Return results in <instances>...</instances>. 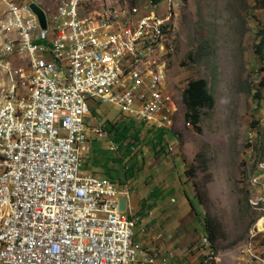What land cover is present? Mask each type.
I'll list each match as a JSON object with an SVG mask.
<instances>
[{
	"label": "built area",
	"instance_id": "built-area-1",
	"mask_svg": "<svg viewBox=\"0 0 264 264\" xmlns=\"http://www.w3.org/2000/svg\"><path fill=\"white\" fill-rule=\"evenodd\" d=\"M156 6H137L135 38H127L118 30L126 11L96 0H0V43L13 36L10 52L34 53L24 73L26 100L14 104L9 96L0 104V187L12 192L0 264H172L176 252L152 246L161 234L135 231L126 189L82 169L88 134L106 132L85 120L96 100L167 129L161 38L148 34L151 21L159 29L166 22ZM146 39H155V52H143ZM197 247L203 256L195 264L217 260L207 235Z\"/></svg>",
	"mask_w": 264,
	"mask_h": 264
},
{
	"label": "rangeland",
	"instance_id": "rangeland-1",
	"mask_svg": "<svg viewBox=\"0 0 264 264\" xmlns=\"http://www.w3.org/2000/svg\"><path fill=\"white\" fill-rule=\"evenodd\" d=\"M106 1L121 6L129 18H134L137 6L153 2L166 20L162 29L168 48L160 62L165 63L161 90L167 129L158 133L155 124L137 122L118 107L96 100L85 120L89 128L103 124L106 132L102 137L88 134L83 171L126 189L135 231L153 227L178 257L200 253L197 245L206 233L207 217L217 231L211 244L218 260L210 264H264V169L257 167L264 159V102L251 98L254 89L260 90L257 79L252 89L249 85L248 91L241 90L245 76H257L264 67V49L255 53L264 34L263 4L96 0L101 6ZM3 57L0 104L25 93V60L14 52ZM5 60L12 65L9 71ZM199 77L207 80L215 98L212 108L201 110V132L186 117L183 89L177 86L180 80Z\"/></svg>",
	"mask_w": 264,
	"mask_h": 264
},
{
	"label": "bare ground",
	"instance_id": "bare-ground-1",
	"mask_svg": "<svg viewBox=\"0 0 264 264\" xmlns=\"http://www.w3.org/2000/svg\"><path fill=\"white\" fill-rule=\"evenodd\" d=\"M106 7H117L118 10H121V6L114 4L111 1H106ZM105 2V3H106ZM104 3V4H105ZM116 3V2H115ZM161 20H163L161 18ZM118 30L126 31L127 38H135L136 33V16L134 18L126 17V21L118 22ZM148 34L156 37H160V56L164 54L168 48L167 39L164 37L163 29H159V21H151V27H148ZM13 43V36H5L0 43V56L3 57L5 53L11 54V45ZM143 52H155V39H146V45H143ZM22 58L25 60L26 65L28 63H34V53H20ZM124 55L134 56L133 47H124ZM4 59V57H3ZM3 59H0V64L3 63ZM165 63L163 59L160 62V65L157 66V75L158 79L162 81L164 78ZM5 71H9V68H6ZM26 100V92L20 97H14V104H22ZM2 104V103H1ZM166 110H165V121L167 120V102L165 101ZM13 107L5 108V115H12ZM0 199L2 200L0 204V227H3V221L9 216L10 201H12V192L8 191L6 187H0ZM218 260V256L216 255Z\"/></svg>",
	"mask_w": 264,
	"mask_h": 264
},
{
	"label": "trees",
	"instance_id": "trees-1",
	"mask_svg": "<svg viewBox=\"0 0 264 264\" xmlns=\"http://www.w3.org/2000/svg\"><path fill=\"white\" fill-rule=\"evenodd\" d=\"M258 1L261 2L264 6V0ZM260 43L261 44L256 45L257 51H261V46L264 45V34L260 38ZM188 55L192 60L193 58L191 57V53H189ZM183 102L188 110V112L186 113V117L191 121L193 125H195L197 132H201L202 128L201 126H199L202 115L201 110L203 107L212 108L215 103V98L213 97L211 90L209 91L208 89L207 80L201 77L190 79L188 78L187 84L183 89ZM161 132L162 130L158 131V133ZM200 201H202V199H200ZM203 227L206 232L205 235H207L210 241L213 242L216 237L217 231L210 226V221L207 217H205L204 219Z\"/></svg>",
	"mask_w": 264,
	"mask_h": 264
},
{
	"label": "clouds",
	"instance_id": "clouds-1",
	"mask_svg": "<svg viewBox=\"0 0 264 264\" xmlns=\"http://www.w3.org/2000/svg\"><path fill=\"white\" fill-rule=\"evenodd\" d=\"M261 38V37H260ZM258 44H261L260 43V41L258 42ZM257 45V44H256ZM264 49V45H262L261 46V51ZM261 51H257L256 50V47H255V53H259V52H261ZM253 79H257V81H258V86L260 87V90H258V89H254V91L252 92V96H251V98H253L254 100H261V101H263L264 102V94H263V89H264V67H261L260 68V74L259 75H257V76H250V75H246L245 76V78H244V85H241V90L243 91V90H245V91H248L249 90V85H250V89H252L251 87H252V85H253V83H252V80ZM176 80V79H175ZM176 82V81H175ZM180 83H182V84H180ZM186 86V84H187V80H180V82H177V86L179 87V88H181V89H184V85ZM181 92H183V91H181ZM244 92V91H243ZM263 115H264V112H263ZM190 123H191V121H190ZM191 125H193L192 123H191ZM257 134V133H256ZM256 137H258L259 138V135H256ZM263 154H264V152H263ZM257 167L259 166V164L260 163H264V159L262 160H259V161H257ZM260 169H264V167L263 168H260ZM216 262H217V260H216Z\"/></svg>",
	"mask_w": 264,
	"mask_h": 264
},
{
	"label": "crops",
	"instance_id": "crops-1",
	"mask_svg": "<svg viewBox=\"0 0 264 264\" xmlns=\"http://www.w3.org/2000/svg\"><path fill=\"white\" fill-rule=\"evenodd\" d=\"M214 187H217V185H215ZM156 245L164 246L176 252L174 258L172 259V264H195L196 262L200 261V259L203 256L202 252L196 253V250H195V252H191L188 257H185L184 255L182 257H178L177 250H175L170 245V241L165 240L164 237H162L159 241L152 243V246H156Z\"/></svg>",
	"mask_w": 264,
	"mask_h": 264
},
{
	"label": "water",
	"instance_id": "water-1",
	"mask_svg": "<svg viewBox=\"0 0 264 264\" xmlns=\"http://www.w3.org/2000/svg\"><path fill=\"white\" fill-rule=\"evenodd\" d=\"M30 6L32 7L35 13H38V7L34 3H31Z\"/></svg>",
	"mask_w": 264,
	"mask_h": 264
}]
</instances>
